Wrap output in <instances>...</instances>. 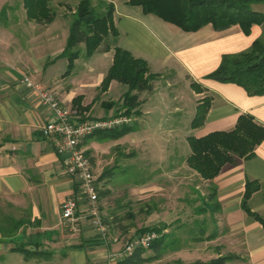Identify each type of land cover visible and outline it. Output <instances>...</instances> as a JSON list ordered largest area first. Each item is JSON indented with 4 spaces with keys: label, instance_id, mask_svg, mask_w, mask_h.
<instances>
[{
    "label": "crops",
    "instance_id": "1",
    "mask_svg": "<svg viewBox=\"0 0 264 264\" xmlns=\"http://www.w3.org/2000/svg\"><path fill=\"white\" fill-rule=\"evenodd\" d=\"M107 1L114 5L118 46L144 59L149 72L156 75L150 90L138 92L141 119L137 120V116L131 121L134 128L140 124L149 127L148 117L155 108L160 111L157 127L166 142L174 138L176 129L183 123L180 118L186 113L189 127L185 130L186 136L200 137L212 131L230 130L243 113L264 126V94L250 95L240 85L206 77L218 66L222 54L248 49L262 35L263 25H252L248 34L237 24L222 30L207 24L187 32L142 12L127 0ZM52 36L47 31L44 37L51 42ZM63 47L52 48L49 53L44 51L41 57L34 58L41 64L39 69L29 56L26 61H20L10 55L8 47L0 53V200L18 213L14 218L23 219L13 235L0 234V264H105L109 253L118 247L108 233L104 239L87 219L80 218L75 230L60 223L61 202L72 193L79 196L78 176L64 172L53 139L43 135L42 126L50 119V111L23 84L22 77L27 75L51 88L67 107L73 108V98L82 95L81 105L89 106L88 113L105 116L114 112L111 105L96 96L111 64L113 50L103 52L110 53V64L105 73H98L96 80L90 79L93 64L87 60L83 73L77 74L79 78L73 75V81H67L68 75L46 70L54 61L62 59L59 53ZM159 78L171 89L169 94L174 101L171 106L166 103V95L159 91ZM192 82L198 89L192 87ZM118 83L111 80L102 94H110L113 88L120 87ZM122 91L119 88L116 94ZM205 96L211 98L205 120L201 126L191 128L196 105ZM171 113L177 120L170 123ZM247 178L260 184L248 204L252 211L264 215V139L255 146L251 156L233 158L213 178L220 237L245 264H264V227L241 207ZM79 201L81 205V196ZM17 244L35 253L26 256L13 249Z\"/></svg>",
    "mask_w": 264,
    "mask_h": 264
},
{
    "label": "trees",
    "instance_id": "2",
    "mask_svg": "<svg viewBox=\"0 0 264 264\" xmlns=\"http://www.w3.org/2000/svg\"><path fill=\"white\" fill-rule=\"evenodd\" d=\"M52 0H21L25 11V18L38 23H50L54 20L55 11L50 2ZM129 4L139 6L144 13L153 14L160 19L172 23L183 31H196L204 25L210 24L215 30H222L237 24L241 30L248 34L252 25H263L262 35L256 37L248 49L224 53L221 55L218 66L208 73L206 77L220 82H230L240 85L250 94H264V11L250 7L254 2L264 0H127ZM17 6L3 5L0 10V18L4 24L8 22L6 11ZM114 5L107 0H79L71 11L68 22L66 42L59 56L67 60L63 76L69 75L74 69L75 60L79 57L89 58L101 45L103 50H113L111 64L103 77L99 91L108 89L111 80L127 86L122 94L121 106L118 112L137 115L139 113L138 92L150 90L151 80L156 77L149 72L146 61L134 57L128 50L118 46L119 31L113 20ZM194 89H198L195 82L191 83ZM136 92H133L135 91ZM83 96L73 98V108L79 114L80 119L90 118L89 106L81 105ZM211 104V98L205 96L196 105L195 113L190 121V127L196 128L203 124L207 110ZM120 112V113H121ZM88 114V115H87ZM134 129V125L128 124L120 127L96 130L83 138L82 145L96 140L106 142L114 140ZM264 139V126L256 123L250 114H240L234 127L230 130H218L209 132L203 136H187L190 152L186 157L188 166L193 169L201 179L210 182L209 192L201 197V203L195 209L197 214L209 213L213 221L214 214L218 211L216 202V188L213 178L219 173L222 166L233 158H248L253 154L254 148ZM88 157L90 150H84ZM89 158V157H88ZM92 161V159L90 158ZM114 168L106 169L96 177L97 195L103 223L109 226V230L118 231L126 235L133 224H126L125 218H134L135 214L127 212L126 216L117 217L115 208L103 206L105 198L111 197L108 188V180ZM150 176L138 180L135 184H143ZM260 184L257 180L246 179L245 189L241 199L242 209L264 227V215L252 211L248 200L253 192L258 190ZM77 191V189H76ZM104 201L101 203V201ZM101 203V204H100ZM106 210V216L102 213ZM153 206L144 210L146 214L152 213ZM110 217V219H109ZM23 223V219H16L12 215L0 211V234L11 236ZM170 225L151 224L136 228V233L144 230H156L160 236L146 247H137L134 252L115 264H143L161 256L164 251L179 250L182 247L180 238L173 230L163 232ZM203 228L200 232H203ZM217 235L213 230L208 236L211 239ZM200 237H194V240ZM14 250L23 252L26 256L33 251L28 250L23 244H17ZM151 253L147 254V251ZM146 253V254H145ZM237 257L232 254L217 255L208 260L196 259L185 264H225L230 258ZM180 262V261H178Z\"/></svg>",
    "mask_w": 264,
    "mask_h": 264
},
{
    "label": "rangeland",
    "instance_id": "3",
    "mask_svg": "<svg viewBox=\"0 0 264 264\" xmlns=\"http://www.w3.org/2000/svg\"><path fill=\"white\" fill-rule=\"evenodd\" d=\"M78 1L52 0L50 4L55 11V17L52 22L44 24L25 18L21 0H0V10L3 5L17 6L13 10L7 9L8 22L6 25L3 19L0 18V53L1 51L6 52L4 48L8 47L10 55H14L20 61H26L28 56L33 60L41 57L46 52L49 53L48 51L52 48L64 46L69 17ZM250 7L264 11V2H254ZM47 31L53 34L51 42L45 40L44 36ZM103 52V45H101L89 59L83 57L76 59L74 69L66 80L73 81L75 75L76 78H79L77 74L83 73L84 63L87 60L93 64L90 79L96 80L98 73H105L110 64V53ZM34 61L36 68L39 69L41 64L37 59H34ZM65 69L66 59L62 57V59H57L53 64L47 66L46 70L63 73ZM159 79V91L166 95V103L171 106L174 102L169 94L171 89L164 86V79ZM118 84L120 87L113 88L112 92L106 96L99 90L96 91V96L103 98L101 102L112 106L114 115L121 112V110L117 112L116 109L121 106L122 94L127 89L126 85ZM178 87L184 86L178 84ZM119 88H122L124 92L116 94ZM133 92H136V90ZM154 97H156V94ZM138 115H140V112L136 116L132 115V120L137 118ZM88 116L90 118L104 117L92 114ZM187 116L186 113L180 118L183 123L176 129L177 132L175 136L173 135L174 138L170 137L167 142L164 139L165 135L157 127L156 121L160 118V111L155 108L148 117L149 127L144 128L140 124L117 139L106 142L92 140L82 145L83 150H90L88 157L92 159L90 161L95 177H98L103 170L114 168L107 185L112 191L111 197L110 199L105 198V202L101 201V203L104 202L103 206L105 208L107 206L115 208L117 217L126 216L127 212L135 214L134 218L126 217L123 221L126 224H133L126 235H121L119 230L111 232L109 226L106 225L111 241L113 237L117 238L116 241H112L117 242V248H120L132 236L148 231L144 230L136 233V228L156 223L170 225L163 232L173 230L180 238L182 247L179 250L164 251L159 258L143 264H185L196 259L208 260L215 258L219 254L237 256L230 251L229 245L220 237L221 228L217 225V221L214 222L209 213L197 214L195 212V209L201 203V197L208 194L210 182L201 179L186 162V157L190 152L187 136L184 135L185 130L189 128L186 124ZM174 117L175 114L173 113L169 115L170 123L177 120ZM140 119L141 116H138L137 120ZM148 176L151 179L145 183L135 184L138 180ZM149 206H153L154 211L148 215L144 210ZM0 211L4 214L18 216V213L2 200H0ZM105 212L106 210L102 213L103 216H106ZM213 218L217 220V212ZM202 228L204 231L200 232ZM213 230L217 235L208 239L207 236ZM158 234L160 236L159 232ZM194 237H200V239L194 240ZM148 253H151V251H147ZM225 264L245 263L242 258L237 256L230 258Z\"/></svg>",
    "mask_w": 264,
    "mask_h": 264
},
{
    "label": "built area",
    "instance_id": "4",
    "mask_svg": "<svg viewBox=\"0 0 264 264\" xmlns=\"http://www.w3.org/2000/svg\"><path fill=\"white\" fill-rule=\"evenodd\" d=\"M23 84L36 93L38 102L50 111V119L42 126V133L53 139L54 150L61 158L65 173L78 176V193L83 199L80 205L79 196L72 193L60 205V223L69 229L77 228L80 218L87 219L97 228L102 237H107V227L103 223L97 195L96 177L92 172L90 159L82 149L83 138L96 131L128 125L132 115L123 112L117 115L80 119L81 115L58 100L53 90L35 82L27 75L22 77ZM159 237L154 230L144 231L132 236L120 248L109 253L105 264H115L130 256L137 247H146ZM117 238H112L116 241Z\"/></svg>",
    "mask_w": 264,
    "mask_h": 264
}]
</instances>
